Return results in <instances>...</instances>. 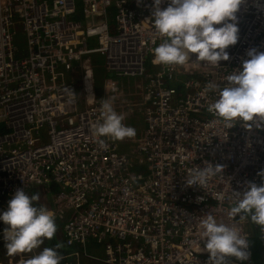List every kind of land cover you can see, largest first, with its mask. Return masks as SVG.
I'll list each match as a JSON object with an SVG mask.
<instances>
[{"label": "built area", "instance_id": "1", "mask_svg": "<svg viewBox=\"0 0 264 264\" xmlns=\"http://www.w3.org/2000/svg\"><path fill=\"white\" fill-rule=\"evenodd\" d=\"M81 2L82 13L91 17L87 23L72 17L77 0H0V122L7 128L0 132V213L17 189L27 193L31 184L56 179L64 190L48 208L54 213L64 200L72 208L63 224L69 249L61 264H83L84 258L106 264H207L200 221L209 213L247 234L249 259L233 257L229 264H258L251 221L233 219L229 210L232 190L244 191L249 181L264 183L258 175L264 171V126H226L207 110L218 91L205 88L215 83L222 89L249 49L264 51V0H246L237 12L239 40L226 50L229 60L214 66L192 54L179 86L169 81L179 66L154 62L164 37L151 18L153 0ZM18 25L27 40L23 54L15 42ZM148 59L153 71L146 68ZM97 69L144 78L143 100L113 104L128 126L143 110V136L133 148L136 168L120 140L103 138L101 148L93 136L103 100ZM107 85L119 91L117 80ZM206 161L223 165V173L204 188L187 186L186 177ZM257 228L264 244V231ZM89 243L102 244L103 253L91 252ZM25 255H10L8 262L24 264Z\"/></svg>", "mask_w": 264, "mask_h": 264}, {"label": "clouds", "instance_id": "2", "mask_svg": "<svg viewBox=\"0 0 264 264\" xmlns=\"http://www.w3.org/2000/svg\"><path fill=\"white\" fill-rule=\"evenodd\" d=\"M153 0L151 18L156 31L164 37L154 49V62L165 66H183L192 61L207 62L217 66L229 60L226 51L239 40L237 12L246 0ZM242 68L226 77L221 89L215 83L206 85L205 91H218V98L208 105V112L232 127L239 122L251 129L264 126V51L251 48ZM71 96L75 94L67 89ZM114 99V98H113ZM125 116L115 110L112 99H103L101 119L93 127V136L101 148L105 139L114 141L133 138L136 130L124 123ZM224 166L205 162L197 166L188 177L187 186L204 188L209 179L222 174ZM264 176V171L258 173ZM233 206L229 216L239 221H251L264 231V183L247 182L244 191L232 190ZM40 195H29L17 189L8 201L7 209L0 213L6 227L3 232L9 255L32 253L40 249L45 240H52L58 225L54 213L39 203ZM201 240L209 253L207 264H229L230 258L238 261L249 259V240L236 223L218 222L211 213L200 221ZM60 245L44 247L24 264H61Z\"/></svg>", "mask_w": 264, "mask_h": 264}, {"label": "rangeland", "instance_id": "3", "mask_svg": "<svg viewBox=\"0 0 264 264\" xmlns=\"http://www.w3.org/2000/svg\"><path fill=\"white\" fill-rule=\"evenodd\" d=\"M114 3L115 0H112ZM78 5V11L72 15V17L76 19L82 20L84 23H87L89 20H91V17H87L82 13V2L81 0H77ZM110 25H111V31L114 32V29L112 28L113 24H115V17H112L109 19ZM17 34L15 36V42H20L21 46V53H27V40L25 33L21 27V25H18ZM95 44V42H94ZM98 63L101 65V69L105 68L103 67L105 64V56L103 54H100L97 56ZM103 65V66H102ZM146 68L148 70H154V68L151 65L150 59L146 62ZM180 70L175 74V76L169 80L172 85H177L182 82V79L186 77V75L189 73V70H187L186 66H179ZM96 74V83L97 87L100 90L102 88L101 97L102 99H112L113 104H126L130 101H139L143 100V82L144 78L142 76H135V75H119L117 72L114 74H111L110 72L103 71V77L99 69H97ZM109 79H115L118 82L119 85V91L114 92L109 89L107 85V81ZM80 87V85H79ZM80 98V104L82 103L81 93L79 94ZM114 98V99H113ZM118 110V109H117ZM116 110V111H117ZM119 111V110H118ZM130 125L136 130V135L133 138H129V140L124 139L122 141H119V148L123 151H125L131 160L133 162H136L135 168L137 167V163L139 160V156L133 151L134 146L137 144V142L142 138L145 127V120L143 115V110L140 109V111H136V119H131ZM34 193H39L40 195V204H46L47 207L55 206L56 200L59 197V192H62L64 190V185L62 182L51 179L49 182H40L35 184ZM59 191V192H58ZM48 194V195H47ZM44 195V197L42 196ZM64 205L62 204V208L60 210H57L54 212L55 215V222L59 226H62L67 219L68 211L70 210L69 205L66 203V201H63ZM250 229H251V236L250 241L252 243L253 249H254V255L255 260L258 264H264V244L261 237V232L256 227V224L250 222ZM89 250L95 254L101 255L103 253V245L102 244H95L92 245L89 243L88 246ZM85 263L83 264H105L103 262H98L97 260L90 259V258H84ZM83 260V261H84ZM88 261V263H86Z\"/></svg>", "mask_w": 264, "mask_h": 264}, {"label": "crops", "instance_id": "4", "mask_svg": "<svg viewBox=\"0 0 264 264\" xmlns=\"http://www.w3.org/2000/svg\"><path fill=\"white\" fill-rule=\"evenodd\" d=\"M36 183H34V184H31L30 186H29V189H28V194L29 195H32L33 193H34V189H35V185ZM59 192V191H58ZM48 195V194H47ZM43 197H44V195H42ZM64 201H66V200H64ZM66 203L69 205V207H70V210L68 211V216L70 217L71 216V214H72V208H71V206H70V204L66 201ZM62 204L64 205V202H62ZM43 205H46L45 203L43 204ZM47 206V205H46ZM61 209H63L62 208V206H61ZM58 232H59V238H58V240L60 241V242H58V244H55L54 246H56V245H60L61 247L59 248V252L61 253V255L62 254H64L68 249H69V247L65 244V240H64V236H63V225L61 226V228H59L58 229ZM53 239H55L56 240V235H55V237L53 238ZM44 247H50V240H45V242H44V244L43 245H41V247H40V249H36V250H33V252L32 253H26V255H25V257H24V261L25 260H27V259H29V258H31V256L32 255H34V254H37L39 251H41ZM6 258V260L8 261V257H5ZM24 261H23V263H24ZM84 263H85V260L83 261ZM99 262V261H98ZM101 262V261H100ZM8 264H12V262L11 261H9V262H7ZM86 263H88V261H86Z\"/></svg>", "mask_w": 264, "mask_h": 264}, {"label": "trees", "instance_id": "5", "mask_svg": "<svg viewBox=\"0 0 264 264\" xmlns=\"http://www.w3.org/2000/svg\"><path fill=\"white\" fill-rule=\"evenodd\" d=\"M102 74V73H101ZM103 77V74H102ZM5 130H7L5 124L3 122H0V132H4ZM7 225H5L4 223H0V229H2L3 227H5ZM258 225H256L257 227ZM61 228V226L58 227V229ZM259 229V228H258ZM260 231V230H259ZM59 238V232L57 231L56 233V240L52 239L50 240V247H55V244H58V242H60L58 240ZM0 256H4V257H9L10 255L7 253V249L5 247V241L4 240H0ZM0 261H2L4 264H8L7 260L3 257H0ZM104 263V262H103ZM106 264V263H105Z\"/></svg>", "mask_w": 264, "mask_h": 264}, {"label": "bare ground", "instance_id": "6", "mask_svg": "<svg viewBox=\"0 0 264 264\" xmlns=\"http://www.w3.org/2000/svg\"><path fill=\"white\" fill-rule=\"evenodd\" d=\"M0 264H4L2 261H0Z\"/></svg>", "mask_w": 264, "mask_h": 264}, {"label": "water", "instance_id": "7", "mask_svg": "<svg viewBox=\"0 0 264 264\" xmlns=\"http://www.w3.org/2000/svg\"><path fill=\"white\" fill-rule=\"evenodd\" d=\"M111 74H113L112 72H110Z\"/></svg>", "mask_w": 264, "mask_h": 264}, {"label": "flooded vegetation", "instance_id": "8", "mask_svg": "<svg viewBox=\"0 0 264 264\" xmlns=\"http://www.w3.org/2000/svg\"><path fill=\"white\" fill-rule=\"evenodd\" d=\"M1 257V256H0ZM3 257V256H2Z\"/></svg>", "mask_w": 264, "mask_h": 264}]
</instances>
